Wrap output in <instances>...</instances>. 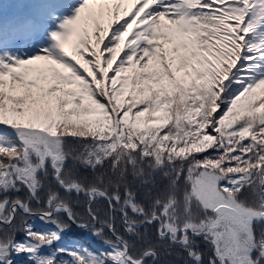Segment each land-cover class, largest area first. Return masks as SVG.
<instances>
[{"label": "snow or ice", "instance_id": "6c2138e0", "mask_svg": "<svg viewBox=\"0 0 264 264\" xmlns=\"http://www.w3.org/2000/svg\"><path fill=\"white\" fill-rule=\"evenodd\" d=\"M68 7L0 25V264H264V0Z\"/></svg>", "mask_w": 264, "mask_h": 264}, {"label": "trees", "instance_id": "16d2710c", "mask_svg": "<svg viewBox=\"0 0 264 264\" xmlns=\"http://www.w3.org/2000/svg\"><path fill=\"white\" fill-rule=\"evenodd\" d=\"M34 9V5L32 4H26L24 5V0H0V25H2V23H4L6 20L7 21H11L14 18L23 16L25 14H29L31 13V10ZM125 99H127V97H125ZM77 213H80V210L77 209ZM38 227H42L44 226L43 223H35ZM66 243H68L69 246H71L72 244H83L85 246H90L91 248L95 249V248H99L101 247V243H95L92 242L88 239H86V237H81L78 236L76 234H69V235H65L64 236V241H63V245L58 244V246H56V244H54L53 247H60V246H68L66 245ZM201 247H203L201 245ZM204 248V253H205V261L207 262L206 259V255H207V250ZM174 258L179 261L180 257L175 254ZM60 259H69L68 256L61 254Z\"/></svg>", "mask_w": 264, "mask_h": 264}, {"label": "rangeland", "instance_id": "374dc122", "mask_svg": "<svg viewBox=\"0 0 264 264\" xmlns=\"http://www.w3.org/2000/svg\"><path fill=\"white\" fill-rule=\"evenodd\" d=\"M78 0H41L40 3L41 4H47V3H52V4H56L59 6L58 10L62 11V12H67L70 11V8L68 7L71 4L77 3ZM123 7H130V5H123ZM97 8V6L95 5H90V10H95ZM88 12L89 10H86L84 15V19L80 22L79 27H84L87 26L89 28V30L92 29V23L90 20L87 19L88 17ZM127 18V17H126ZM107 38V37H106ZM72 40H75V36L72 38ZM103 45H100V48H102ZM107 55V54H105ZM32 220H34L35 223H43L42 221H40L38 218H31L30 222H32ZM69 234H76L78 236L81 237H86V239L95 242V243H101L103 244L102 239L94 236L92 234V231L90 229H84V228H78L76 226H74L70 221H68V229L65 235H69ZM23 232H17V238L19 239L20 237L18 236H22ZM66 245H68V243H66ZM56 246H58V244H56ZM69 246V245H68ZM203 247H205V249L207 250L206 246L202 245ZM179 256V254H177ZM206 259H208V255H206Z\"/></svg>", "mask_w": 264, "mask_h": 264}, {"label": "flooded vegetation", "instance_id": "af4514ba", "mask_svg": "<svg viewBox=\"0 0 264 264\" xmlns=\"http://www.w3.org/2000/svg\"><path fill=\"white\" fill-rule=\"evenodd\" d=\"M22 236H23V235H22ZM22 236H18V237H20V238H21ZM47 251H50V250H46V252H47Z\"/></svg>", "mask_w": 264, "mask_h": 264}, {"label": "water", "instance_id": "95a60500", "mask_svg": "<svg viewBox=\"0 0 264 264\" xmlns=\"http://www.w3.org/2000/svg\"><path fill=\"white\" fill-rule=\"evenodd\" d=\"M73 224H75V223H73ZM76 226H77V224H75ZM78 227V226H77ZM80 228H82V227H80Z\"/></svg>", "mask_w": 264, "mask_h": 264}, {"label": "bare ground", "instance_id": "6f19581e", "mask_svg": "<svg viewBox=\"0 0 264 264\" xmlns=\"http://www.w3.org/2000/svg\"><path fill=\"white\" fill-rule=\"evenodd\" d=\"M125 18H126V16H125Z\"/></svg>", "mask_w": 264, "mask_h": 264}]
</instances>
